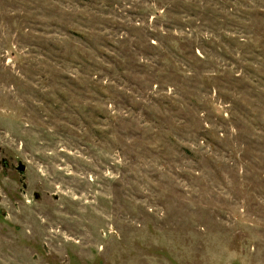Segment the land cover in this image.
<instances>
[{"label": "rangeland", "instance_id": "374dc122", "mask_svg": "<svg viewBox=\"0 0 264 264\" xmlns=\"http://www.w3.org/2000/svg\"><path fill=\"white\" fill-rule=\"evenodd\" d=\"M3 160L0 264H264V0H0Z\"/></svg>", "mask_w": 264, "mask_h": 264}, {"label": "water", "instance_id": "95a60500", "mask_svg": "<svg viewBox=\"0 0 264 264\" xmlns=\"http://www.w3.org/2000/svg\"><path fill=\"white\" fill-rule=\"evenodd\" d=\"M1 163H2L3 166H6V161H4V160L2 162L0 161V167H1ZM16 170L20 174V176L22 177L21 183L23 184V188L26 189L27 186H26V184L24 182L25 181L24 173L26 171V166L23 163L20 162L18 167L16 168ZM35 198L38 199L39 196L36 195Z\"/></svg>", "mask_w": 264, "mask_h": 264}]
</instances>
